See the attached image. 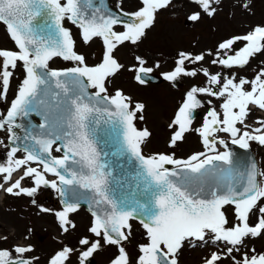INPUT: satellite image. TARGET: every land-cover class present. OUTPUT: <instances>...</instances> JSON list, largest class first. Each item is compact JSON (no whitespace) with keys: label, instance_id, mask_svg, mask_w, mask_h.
Returning <instances> with one entry per match:
<instances>
[{"label":"snow or ice","instance_id":"obj_1","mask_svg":"<svg viewBox=\"0 0 264 264\" xmlns=\"http://www.w3.org/2000/svg\"><path fill=\"white\" fill-rule=\"evenodd\" d=\"M172 2L137 0L136 10L129 12L125 0H118L115 10L108 0H0V24L14 44L0 47V101L7 100L17 69L24 72L14 98L0 112V133H5L0 148L7 150L0 161V191L33 197L41 187L54 190L63 204L56 216L64 233L77 227L71 214L82 205L92 217L90 236L78 240L80 247L61 246L48 264H72L73 257L77 264H89L104 245L117 250L110 264H133L124 242L134 219L146 235L134 264H179L185 248L213 245L203 264H264V252L248 247L250 238L264 239V168L232 151V146L249 150L253 142L264 146V119L248 122L254 109L264 111V65L251 77L202 68L206 85L186 91L169 123L171 147L189 132L201 138L203 150L183 159L146 156L142 146L151 133L136 124L144 119L145 105L122 89L109 91L111 78L125 67L114 55L118 47L142 42L157 14ZM192 3L188 19L199 22L216 14L221 0ZM241 7L250 11L249 3ZM65 22L80 30L85 44L102 41L100 61L89 65L76 51ZM206 55L214 56L213 65L246 70L253 58L264 55V24L226 38L215 54ZM206 55L179 51L161 75L174 86L182 77L195 78L198 70L188 65L205 61ZM56 58L70 66L52 68ZM135 59L137 66L127 71L143 85L161 65ZM203 97L219 103L206 109L196 128ZM29 179L32 186H23ZM7 240L0 238V264L38 261L31 245L4 247Z\"/></svg>","mask_w":264,"mask_h":264},{"label":"rangeland","instance_id":"obj_2","mask_svg":"<svg viewBox=\"0 0 264 264\" xmlns=\"http://www.w3.org/2000/svg\"><path fill=\"white\" fill-rule=\"evenodd\" d=\"M116 7L118 0H112ZM249 3L250 11L243 9L241 5ZM137 7V0H125V11H134ZM192 0H173L172 4L161 10L157 14L154 26L147 31L146 36L138 45L125 44L118 47L114 53L118 62L125 67L112 79L111 90L122 89L125 94L130 95L134 102L145 105L142 113L144 119L137 120L139 129H147L151 135L143 145V153L152 155L157 153L174 154L178 158H185L191 151L202 146L201 138L195 132L186 133V138L177 143L175 147L170 146V137L173 130L169 128V123L174 118V113L178 105L184 98L187 90L193 85L205 86L206 78L202 75V68H207L210 73L220 72L221 75H228L235 72L239 75L251 77L253 70L264 65V55H258L250 61V65L245 69H227L220 65L211 64L214 56L209 57L208 52L216 53L218 44L234 35L244 34L251 27L264 24V0H221L217 7V12L213 17L204 16L199 22H193L188 26L186 19L194 11ZM65 26L70 28L73 38L76 40V51L83 54L89 65L100 61L103 53L102 41L96 39L94 42L85 44L81 40L80 30L74 25L65 22ZM0 47L14 48L13 42L8 38L4 25L0 24ZM179 51L191 52L193 54L205 53L206 59L196 65L189 64V68L198 70L195 78L182 77L175 86L172 82L164 81L157 84H138L133 79V73L127 71L137 65L136 57L141 56L152 65L159 62L161 67L154 74L159 77L162 72L169 71ZM136 64V65H135ZM52 68H64L70 66L69 62L56 58L50 63ZM22 67L18 68L14 79L11 82L8 98L0 101L2 111L8 108L9 102L14 98L16 88L23 79ZM119 87V88H118ZM211 100V106L218 105L214 98L203 97ZM202 115L193 123V127L198 128L205 115L206 110H201ZM1 137L5 133H0ZM260 159L261 167L264 168V147H255ZM6 149L0 148V161L5 158ZM18 153V156H22ZM30 180V179H29ZM32 186V181H29ZM49 198V199H47ZM52 192L45 188H40V192L33 198L28 196H8L4 199V204L0 205V238L8 237L4 247L15 246L17 244L31 245L32 256L38 257L34 264H48L49 257L60 249L61 246L77 248L78 240L89 235L87 229L92 217L84 210L71 214V219L77 225L75 229H70L64 233L60 228L56 210L50 204L52 202ZM34 201V202H33ZM47 210V211H45ZM27 237V239H25ZM146 240L143 226L135 221L131 223V235L124 243L126 250L130 254V259L135 261L138 255V247ZM2 243V241H0ZM109 249V256L104 253ZM205 249L187 251L181 256L180 264H196L205 255ZM183 252V251H182ZM116 250L104 247L97 253L94 264H107ZM72 264H77L75 257Z\"/></svg>","mask_w":264,"mask_h":264},{"label":"water","instance_id":"obj_3","mask_svg":"<svg viewBox=\"0 0 264 264\" xmlns=\"http://www.w3.org/2000/svg\"><path fill=\"white\" fill-rule=\"evenodd\" d=\"M108 3H109V0H108ZM152 77L153 76H151L150 78H152ZM154 80H155V82L159 81L158 79H154ZM33 120L37 124L40 122L39 118H37V117H33ZM232 151L234 152L236 157L241 161L247 162L250 158L255 159L253 153L250 150H243V149H240L238 146H232ZM255 161H256V159H255ZM60 202L62 204L61 199H60ZM62 206H63V204H62ZM82 206H85L88 209L87 205H82Z\"/></svg>","mask_w":264,"mask_h":264},{"label":"flooded vegetation","instance_id":"obj_4","mask_svg":"<svg viewBox=\"0 0 264 264\" xmlns=\"http://www.w3.org/2000/svg\"><path fill=\"white\" fill-rule=\"evenodd\" d=\"M262 241H264V239H260V238H250L248 240V247H255L257 250H261V248L264 246V243H262ZM110 261H111V258L108 261V264H109Z\"/></svg>","mask_w":264,"mask_h":264}]
</instances>
